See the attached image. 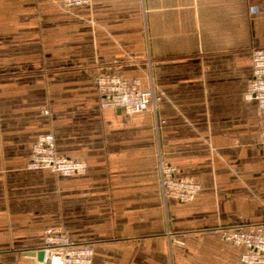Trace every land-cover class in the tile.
Returning <instances> with one entry per match:
<instances>
[{"label":"crops","instance_id":"0c3cea01","mask_svg":"<svg viewBox=\"0 0 264 264\" xmlns=\"http://www.w3.org/2000/svg\"><path fill=\"white\" fill-rule=\"evenodd\" d=\"M0 0V264L59 228L103 264H235L243 247L206 232L264 227V109L244 93L264 47V0ZM148 54L151 62L148 63ZM161 96L165 160L196 182L169 200V249L149 110L101 108L94 77L138 79ZM84 174L29 169L37 137Z\"/></svg>","mask_w":264,"mask_h":264},{"label":"built area","instance_id":"2783aa9c","mask_svg":"<svg viewBox=\"0 0 264 264\" xmlns=\"http://www.w3.org/2000/svg\"><path fill=\"white\" fill-rule=\"evenodd\" d=\"M145 0H142L144 2ZM91 0H65L66 7L89 4ZM252 76L244 98L255 100L259 109H264V47H253ZM148 54V63L151 62ZM101 108L119 109L125 114L149 110L157 133L156 163L158 181L164 217V233L169 249L184 245V237L189 231L176 232L171 225L169 200L186 203L194 199L199 185L179 175L178 169L165 160L160 138L158 93L152 69L149 71V86L142 89L138 79L127 80L114 75L99 74L94 77ZM260 140L264 144V127L260 131ZM29 169H48L60 175L84 174L87 171L85 161L73 160L56 152L52 133L39 135L32 145L31 156L27 162ZM209 233H218L221 238L234 245L243 247L235 264H264V227L261 224L235 225L206 229ZM43 260L36 264H103L93 260V250L86 245L74 243L59 228L44 231ZM48 260V261H46Z\"/></svg>","mask_w":264,"mask_h":264},{"label":"water","instance_id":"95a60500","mask_svg":"<svg viewBox=\"0 0 264 264\" xmlns=\"http://www.w3.org/2000/svg\"><path fill=\"white\" fill-rule=\"evenodd\" d=\"M117 111H120L119 109H117ZM25 254L27 255V256H30V257H32V259L34 258H36L37 260H43V257H44V252H43V250H41V249H39V250H32V251H27V252H25ZM46 261H48V260H46Z\"/></svg>","mask_w":264,"mask_h":264},{"label":"rangeland","instance_id":"374dc122","mask_svg":"<svg viewBox=\"0 0 264 264\" xmlns=\"http://www.w3.org/2000/svg\"><path fill=\"white\" fill-rule=\"evenodd\" d=\"M187 236H188V234H187ZM187 236H186V237H184V245H185V241H186V238H187ZM184 245H182V246H184Z\"/></svg>","mask_w":264,"mask_h":264}]
</instances>
